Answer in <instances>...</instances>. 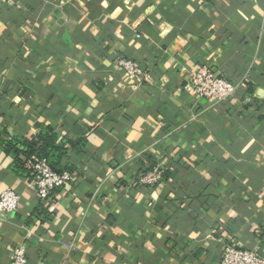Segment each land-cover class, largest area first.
<instances>
[{
  "label": "crops",
  "instance_id": "crops-1",
  "mask_svg": "<svg viewBox=\"0 0 264 264\" xmlns=\"http://www.w3.org/2000/svg\"><path fill=\"white\" fill-rule=\"evenodd\" d=\"M203 65L232 99L185 88ZM49 126L77 145L45 201L4 142ZM6 189L20 203L0 212V264L21 244L29 264H219L228 244L264 256V0L2 2Z\"/></svg>",
  "mask_w": 264,
  "mask_h": 264
},
{
  "label": "built area",
  "instance_id": "built-area-1",
  "mask_svg": "<svg viewBox=\"0 0 264 264\" xmlns=\"http://www.w3.org/2000/svg\"><path fill=\"white\" fill-rule=\"evenodd\" d=\"M4 1L0 0V4ZM120 67L129 75L142 74L136 61L120 59ZM185 88L194 96L211 102H224L232 99L236 92V85L220 76L210 65H203L189 75ZM34 175L30 179L32 187L42 200H50L56 190L68 185L73 176L68 170L56 171L43 158H36L33 165ZM162 179V171L154 170L144 177L149 183H157ZM20 195L13 189L0 191V212L11 214L19 206ZM10 264H29L27 246L21 244L13 249ZM219 264H264V256L258 249L240 247L236 244L225 245L222 249Z\"/></svg>",
  "mask_w": 264,
  "mask_h": 264
},
{
  "label": "trees",
  "instance_id": "trees-1",
  "mask_svg": "<svg viewBox=\"0 0 264 264\" xmlns=\"http://www.w3.org/2000/svg\"><path fill=\"white\" fill-rule=\"evenodd\" d=\"M76 142L61 138L53 127L31 138L15 139L4 142L6 153L14 156L16 173L31 179L34 175L33 165L36 158L46 159L54 170H61L63 157L75 146ZM23 146V147H21Z\"/></svg>",
  "mask_w": 264,
  "mask_h": 264
}]
</instances>
